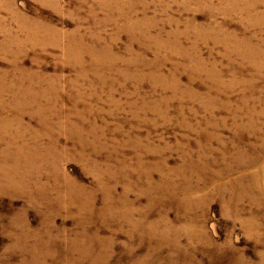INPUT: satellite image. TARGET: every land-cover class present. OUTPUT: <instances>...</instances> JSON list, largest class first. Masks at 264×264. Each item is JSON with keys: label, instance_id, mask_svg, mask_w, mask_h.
I'll use <instances>...</instances> for the list:
<instances>
[{"label": "rangeland", "instance_id": "1", "mask_svg": "<svg viewBox=\"0 0 264 264\" xmlns=\"http://www.w3.org/2000/svg\"><path fill=\"white\" fill-rule=\"evenodd\" d=\"M5 127L0 264H264V0H0Z\"/></svg>", "mask_w": 264, "mask_h": 264}, {"label": "bare ground", "instance_id": "2", "mask_svg": "<svg viewBox=\"0 0 264 264\" xmlns=\"http://www.w3.org/2000/svg\"><path fill=\"white\" fill-rule=\"evenodd\" d=\"M8 132H9V129H7V127H5V128L0 130V135L2 137L6 138L7 141H8L7 145H6V148H5V150H4L3 154H2V156H4V157H0V160H2L4 158L6 159V157H7V158H10L13 163H11V165H9V166L0 167V169H1L0 170V179H2L5 182V185H7V186L10 185V186H18V187H23L24 188L25 184H26V181H27V178H28V176H30V171L32 172L33 170H30V171L29 170H23V171H21L19 162L21 161V156L24 155L27 158V157H29L28 156L29 154L27 153L26 147H25L24 144L14 145V142L18 141L19 138H17V136L19 137V135L14 136V134H13L11 136ZM6 152H8L9 154H6ZM50 155L53 156L52 154H50ZM2 162H4V161H2ZM28 188L30 189V187H28Z\"/></svg>", "mask_w": 264, "mask_h": 264}]
</instances>
